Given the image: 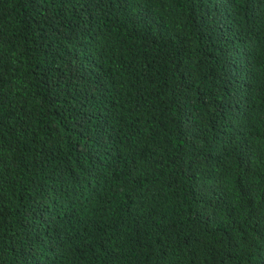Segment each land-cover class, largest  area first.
Masks as SVG:
<instances>
[{
  "label": "trees",
  "instance_id": "1",
  "mask_svg": "<svg viewBox=\"0 0 264 264\" xmlns=\"http://www.w3.org/2000/svg\"><path fill=\"white\" fill-rule=\"evenodd\" d=\"M0 264H264V0H0Z\"/></svg>",
  "mask_w": 264,
  "mask_h": 264
}]
</instances>
